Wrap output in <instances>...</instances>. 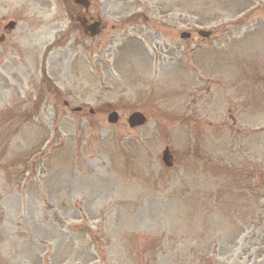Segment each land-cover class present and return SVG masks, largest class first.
Wrapping results in <instances>:
<instances>
[{"label": "rangeland", "instance_id": "rangeland-1", "mask_svg": "<svg viewBox=\"0 0 264 264\" xmlns=\"http://www.w3.org/2000/svg\"><path fill=\"white\" fill-rule=\"evenodd\" d=\"M93 3L0 0V264H264V0Z\"/></svg>", "mask_w": 264, "mask_h": 264}, {"label": "water", "instance_id": "water-1", "mask_svg": "<svg viewBox=\"0 0 264 264\" xmlns=\"http://www.w3.org/2000/svg\"><path fill=\"white\" fill-rule=\"evenodd\" d=\"M84 5L86 6L87 3L83 2ZM9 27L13 26V22H10L8 24ZM95 32V31H94ZM202 35H207L208 32H200ZM184 35V34H183ZM182 35V36H183ZM118 116L116 112H112L109 114L108 116V121L110 122H115L117 120ZM145 121V117L143 116L142 113L135 111L133 112L129 117H128V123L130 126H136V125H140ZM162 160L164 161V163L166 165H170V157L167 154V149H165L163 151V155H162Z\"/></svg>", "mask_w": 264, "mask_h": 264}, {"label": "flooded vegetation", "instance_id": "flooded-vegetation-1", "mask_svg": "<svg viewBox=\"0 0 264 264\" xmlns=\"http://www.w3.org/2000/svg\"><path fill=\"white\" fill-rule=\"evenodd\" d=\"M77 7H79V6L75 4V5L72 7V9H71V14H72V16H75L77 19L83 20L84 18H86L87 21H92V20H96V19H98V18L93 17V15H91V14L89 13V11H87V12H85V13H81V12H79V11L77 10ZM100 24H102V21H101ZM83 109H84V108H82L81 110H83Z\"/></svg>", "mask_w": 264, "mask_h": 264}]
</instances>
